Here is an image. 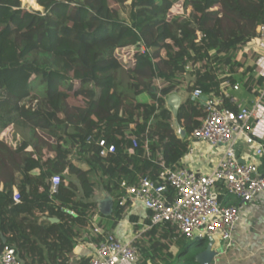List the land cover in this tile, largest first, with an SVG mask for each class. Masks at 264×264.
Listing matches in <instances>:
<instances>
[{"label":"trees","instance_id":"trees-1","mask_svg":"<svg viewBox=\"0 0 264 264\" xmlns=\"http://www.w3.org/2000/svg\"><path fill=\"white\" fill-rule=\"evenodd\" d=\"M36 1L43 11L0 0V131L12 125L34 131L19 148L0 138V252L13 247L22 264H89V256L75 260L76 246L98 245L126 215L124 181L133 185L180 166L210 94L220 95L226 82L258 94L255 67H246L247 57L236 58L264 23V0ZM182 2L188 12L176 13ZM123 48L134 49L126 88L112 57ZM187 75L194 78L190 83ZM181 90L189 96L174 115L167 98ZM144 93L148 102L138 99ZM175 118L186 129L184 138L172 126ZM99 139L115 152L101 156ZM28 147L34 153L23 154ZM36 168L38 175L32 174ZM97 174L114 203L112 215L99 222L103 235L92 227ZM54 175L62 179L57 193ZM186 238L169 224L153 226L133 243L138 263L199 264L208 238L197 245Z\"/></svg>","mask_w":264,"mask_h":264},{"label":"built area","instance_id":"built-area-1","mask_svg":"<svg viewBox=\"0 0 264 264\" xmlns=\"http://www.w3.org/2000/svg\"><path fill=\"white\" fill-rule=\"evenodd\" d=\"M256 32L254 41L240 50L236 59L247 57L246 67H255L253 75L260 81L256 86L258 94L248 104L247 99L238 96L243 90L241 83H224L226 87L220 95L210 94L204 106V120L188 138L191 144L207 143L221 149V158L213 169L202 173L185 166L164 167L156 177L144 176L133 185L123 182L120 205L143 204L150 213L151 226L169 224L188 239L220 238L229 248L236 240L241 206L228 202L227 198L233 197L242 205L264 193V164L257 160L264 157V23ZM202 35L198 32L199 39ZM202 93L201 89H195L193 95L200 97ZM97 141L101 156L115 152V145L105 139ZM137 143L134 139V146ZM250 151L252 160L248 159ZM61 181L60 175L52 177V193L59 191ZM172 190L173 198L169 193ZM20 198L18 190H14V201L19 203ZM138 261V249L133 243L108 233L90 256L89 264H137ZM0 264H22V260L13 247L6 246L0 252Z\"/></svg>","mask_w":264,"mask_h":264},{"label":"crops","instance_id":"crops-1","mask_svg":"<svg viewBox=\"0 0 264 264\" xmlns=\"http://www.w3.org/2000/svg\"><path fill=\"white\" fill-rule=\"evenodd\" d=\"M175 94L178 98L170 100L172 94L167 98V108L170 111H172L173 105L175 104L180 107L189 96V93L186 90H181ZM142 95L147 94L144 93L139 95L138 99ZM238 96L241 99H247V103L250 104L255 95L243 89L238 93ZM148 101L143 100V102ZM173 121L175 122L173 128L178 137L184 138L187 135L185 127L180 125L176 118ZM182 134L185 136L182 137ZM188 138L189 137H187V139ZM243 150H245L244 147H242V151ZM221 155L222 151L220 148L212 147L207 143H190L188 152L180 161V166L192 168L195 171H200L202 173H208L220 160ZM253 158L252 152L250 151L248 159L252 160ZM254 160H256V158ZM257 160L264 164V157ZM86 168H88V166L85 167V169ZM39 173L40 170L38 168L33 169L32 171V174L34 175H38ZM95 177L96 175L94 176L96 181H98L97 179L99 178L101 182V177L98 174V178ZM97 189L94 199L98 203V208L96 217L92 222V227H94L99 234L103 235L104 229L99 226V222L101 221L104 223V218L112 215L114 203L112 194L108 193L102 187L100 188L101 190ZM14 190L18 189L14 187ZM229 199L230 203H236L238 206H241V220L238 224L236 240L231 247L226 248L224 242L220 238H214L216 241L214 249H221V251L214 258L212 264H264V193L259 194L251 203H243L242 205L241 202L233 197H229ZM106 202L113 203L112 212L110 214H106L102 210V207ZM128 203L129 206L126 215L118 221L116 226L110 227L109 233L116 234L125 242L134 243L136 240H139V237L142 234L153 226H151L150 222V213L143 204L139 202ZM51 220L55 221L56 219ZM85 239L88 240L87 237ZM206 242L208 243V241ZM96 247L97 245L89 241L79 243L74 251L75 260L84 256L90 257L95 252ZM174 249L176 248H173V252L175 253L177 250L175 251Z\"/></svg>","mask_w":264,"mask_h":264},{"label":"rangeland","instance_id":"rangeland-1","mask_svg":"<svg viewBox=\"0 0 264 264\" xmlns=\"http://www.w3.org/2000/svg\"><path fill=\"white\" fill-rule=\"evenodd\" d=\"M22 5L26 9H31V10L34 9V10H41V11L44 10L42 7L41 8L34 7V6L30 5V3L25 2L24 0H22ZM175 12L176 13H185V12H188V10L186 8H184L183 2H182L181 5L178 8H176ZM122 18H125V14H123V13H122ZM173 29H175V28H173ZM133 53H134V49L123 48V49H117L116 51L113 52V55H112V57H114L119 64V72H120L119 77H120V80L122 82L123 88H126L128 86L129 81H130L128 71H129V69L133 63V58H132ZM153 57H154V59H153L154 62L156 64H160L158 55L154 54ZM193 79H194L193 76L187 75V81L189 83L191 81H193ZM139 100L142 102H143V100L148 101L149 100L148 95H142L141 97H139ZM80 101L81 100H78V101L71 100V104L72 103L78 104ZM30 104H35V101L30 103ZM173 124H175L174 121L172 122V126H173ZM33 133H34V131L31 130L30 128L12 125L9 128H6L5 130L0 131V138L7 141L13 148H19L24 141H28V140H31L33 138ZM38 133L43 140L50 141L51 143H54V139L49 137L46 132L39 131ZM25 151H28L29 153L33 152L32 148H30V147L25 149L23 151V154H25ZM73 160H74V162L79 164L81 167H84V168L87 167L85 163H82L81 161H79V158L77 155H73ZM95 178H98V177L96 176ZM97 180L99 183L97 190H101L100 189L101 188L100 179L98 178ZM186 239H187V242H189V244H191V245L192 244L193 245L198 244L196 242V239H188V238H186ZM174 250L176 251L177 248ZM177 251L175 253H177Z\"/></svg>","mask_w":264,"mask_h":264},{"label":"water","instance_id":"water-1","mask_svg":"<svg viewBox=\"0 0 264 264\" xmlns=\"http://www.w3.org/2000/svg\"><path fill=\"white\" fill-rule=\"evenodd\" d=\"M176 99L178 98L177 95L174 93L171 95V99ZM178 108L179 106H177L176 104L173 105V108H172V111L174 113V115L177 114L178 112ZM185 135L182 134V137H184ZM112 206H113V203L111 202H106L103 207H102V210L104 211V213L106 214H110L112 212ZM204 242L202 238H197L196 239V242L199 244L200 242ZM208 243H207V247L205 250H203L202 252H200L198 255H197V262L199 264H212V262L214 261V258L218 255V253L221 251V249H214V246H215V239L213 237H209L208 238ZM206 242V241H205Z\"/></svg>","mask_w":264,"mask_h":264},{"label":"bare ground","instance_id":"bare-ground-1","mask_svg":"<svg viewBox=\"0 0 264 264\" xmlns=\"http://www.w3.org/2000/svg\"><path fill=\"white\" fill-rule=\"evenodd\" d=\"M27 3H30V5L34 6V7H39L41 8L38 4L36 0H24Z\"/></svg>","mask_w":264,"mask_h":264},{"label":"clouds","instance_id":"clouds-1","mask_svg":"<svg viewBox=\"0 0 264 264\" xmlns=\"http://www.w3.org/2000/svg\"><path fill=\"white\" fill-rule=\"evenodd\" d=\"M205 238V237H204ZM208 238V237H207ZM203 239V238H202Z\"/></svg>","mask_w":264,"mask_h":264}]
</instances>
